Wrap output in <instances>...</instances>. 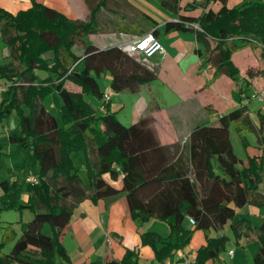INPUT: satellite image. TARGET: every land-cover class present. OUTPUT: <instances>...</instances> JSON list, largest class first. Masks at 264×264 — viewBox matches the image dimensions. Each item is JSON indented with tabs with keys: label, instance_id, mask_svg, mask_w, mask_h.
Segmentation results:
<instances>
[{
	"label": "trees",
	"instance_id": "16d2710c",
	"mask_svg": "<svg viewBox=\"0 0 264 264\" xmlns=\"http://www.w3.org/2000/svg\"><path fill=\"white\" fill-rule=\"evenodd\" d=\"M107 2L97 0L88 21L69 18L39 2L15 13L0 7L1 36L9 51L7 63L0 65V78L7 86L0 99V120L15 107L24 106L18 129L9 133V140L31 149L22 180L0 181V205L26 206L33 212L22 223L19 235L13 226L5 228L0 264H72L60 235L85 198L97 201L125 194L133 217L165 220L170 226L167 236L155 231L140 235L142 244H149L155 252L154 264L173 260L196 228L206 236V244L195 256L197 264L219 260L229 237H212L210 229L228 223L252 227L246 219L235 220L236 208L264 204V195L258 191L262 157H250L246 167H239L241 160L230 138V124L244 116L245 105L220 114L218 124L195 125L180 151L176 142H160L151 112L126 125L110 109V100L103 96L106 90L99 83L102 76L110 75L108 88L114 92H137L156 78V72L119 44L102 48L88 39L99 30L97 12ZM161 2L178 14L176 20L165 23L166 30H193L206 60L216 64L214 76L227 70L235 78L228 65L238 49L249 47L264 57V0H241L233 6L227 0H205L198 4L200 12L184 7L181 0ZM195 22L200 29L190 26ZM196 52L201 54V48ZM38 67L48 74L41 77ZM68 80L81 90H70ZM53 91L62 100L60 118L44 102ZM89 95L97 97L99 104H93ZM259 141L264 146V137ZM31 157L40 164L35 175L30 172ZM81 164L88 183L81 175ZM107 175L120 182L108 181ZM24 191L28 197L21 202ZM187 216L194 218V229L183 225ZM45 223L51 233L43 232ZM256 231L260 249L253 264H264V221ZM7 242L12 247L3 252L1 247ZM121 263L138 264V251L127 249Z\"/></svg>",
	"mask_w": 264,
	"mask_h": 264
},
{
	"label": "crops",
	"instance_id": "0c3cea01",
	"mask_svg": "<svg viewBox=\"0 0 264 264\" xmlns=\"http://www.w3.org/2000/svg\"><path fill=\"white\" fill-rule=\"evenodd\" d=\"M203 1L205 0H181V3L184 7L193 9L194 12H200L201 8L198 4ZM34 2L51 6L69 18L88 21L91 16V7L97 3V0H0V7L15 13L30 7ZM109 2L113 7V10L109 8L110 11L107 9ZM240 2L241 0H227L229 6ZM219 6L220 4L217 3L216 7ZM137 10L148 17L145 25L138 24L132 19L123 6L117 7L115 0H108L106 6L101 7L97 12L98 25L102 13L101 20L110 23L109 26L114 30L105 33L103 27L99 25V30L89 34L88 39L103 48L132 41L141 34L155 30V35L164 47L166 56L162 59L159 52H154L146 59L144 55L142 58L147 66L156 72V78L153 81L162 77L172 87L176 102L166 106L161 104L156 91L151 88L150 84L153 81L142 85L137 92H114L110 101L115 94L140 93L131 123L136 122L144 113L151 112L155 118L154 123L160 142L162 144L176 142L179 151L180 144L183 145L186 142L195 125L218 124L220 114L239 105H245L244 116L236 124L233 122L230 124L233 148L241 160L238 166L246 167L250 157L259 156L262 157L264 166V146L259 141L261 137H264V73L262 71L264 57L259 56L257 51L249 47L238 49L232 54L228 65V69L235 78L229 76L227 70L214 76L216 64L213 59L206 60L205 50L197 42L193 30H166L165 23L168 20H176L178 14L170 11L167 18L158 20L146 11ZM114 14H116L115 18ZM117 15L120 17L119 20ZM94 35H100V37L93 39ZM196 48H201L202 53L198 54ZM154 55L159 57V61L156 59L151 64L147 63L148 58ZM8 59L9 51L0 31V65L7 63ZM104 76L108 80L107 89L110 75ZM0 85H6L4 78H0ZM146 86L148 89L143 91L142 89ZM78 88L81 90L80 86ZM3 93L5 94V91L0 93V98ZM47 98L48 96L44 102L49 109L52 104L51 102L47 104ZM173 106L177 107L175 112L172 111ZM166 107L169 113L165 111ZM110 109L116 110L119 118L120 109H114L111 106ZM119 120L121 121L120 118ZM232 129L238 133L242 148L236 146ZM80 167L83 171V164ZM106 179L112 183L120 182V179L113 180L109 175ZM262 187H264V169L258 188V191L264 195ZM263 210L264 204L258 206L252 203L236 208L235 220L246 219L252 227H243V224L231 227V223L222 227H212L210 236L226 234L229 237L227 246L231 262L220 255L219 260L208 259L205 264H253V258L260 249L256 229L264 221V213L261 212ZM254 216L257 217L256 222L253 220ZM31 218L32 214L28 220ZM183 225L194 229L189 216L184 219ZM143 231H155L167 236L170 226L165 220L154 216L144 220L133 217L126 195L120 194L115 197L99 198L97 201L91 198L82 200L75 207L70 222L63 228L60 239L72 264H107L112 260L117 261L116 264H122L121 260L127 249L138 251V264H154L153 248L141 242L140 235ZM205 244L204 230L196 228L188 245L177 251L173 260H166L164 264H184V258L195 257L197 250Z\"/></svg>",
	"mask_w": 264,
	"mask_h": 264
},
{
	"label": "rangeland",
	"instance_id": "374dc122",
	"mask_svg": "<svg viewBox=\"0 0 264 264\" xmlns=\"http://www.w3.org/2000/svg\"><path fill=\"white\" fill-rule=\"evenodd\" d=\"M112 1V0H110ZM110 3V4H109ZM107 5V9L109 10L112 9L113 7L110 6L112 3L109 2ZM115 3L117 7H122L126 11V13L134 19L138 24L145 25L148 17L144 15L143 12L137 10H143L151 14L154 18L158 20H164L170 15V10L166 9L164 5L162 4L161 0H115ZM110 11V10H109ZM122 11V10H120ZM103 17V14H100L99 17V25L103 27V31L107 33L108 31L114 30L111 28L107 21H102L101 18ZM116 17V14H114V18ZM118 19H120L119 15H117ZM148 22V21H147ZM100 35H94V38H98ZM46 55H51V52H47ZM135 56H137L139 59H142L143 53L141 52H135ZM149 60L147 63L151 64L153 60L158 59L156 55L151 56L148 58ZM37 73L41 76L44 77L48 72L43 70L42 68H37ZM67 87L74 91V92H79L78 86L75 82L68 80L67 82ZM100 87L101 89H106V86L108 85V80L106 79L105 76H102L99 79ZM151 88L156 91V96L158 97L159 102L162 104L166 105H171L176 102V97L174 96L172 92V87L168 85L164 81L162 77H159L157 80L151 82ZM148 88L147 86L142 89L143 91H146ZM4 93L1 95V98L4 97ZM141 94L139 93H133V94H128V93H121V94H115L113 96L112 101H110V106L111 108L114 109H120L119 110V118L121 119L122 122L129 124L131 123L133 113L135 111V104L137 99L139 98ZM145 95V94H144ZM0 98V99H1ZM147 98V97H146ZM50 100V101H49ZM89 100L93 104H99V100L97 97L94 95L89 96ZM47 104L51 102L52 107L49 109L51 112H53L58 118L61 116V98L58 95L56 91L50 92L48 95V98L46 99ZM120 106H122L120 108ZM167 108V109H166ZM165 108V111L169 113L168 107ZM176 106H173V112L176 111ZM20 110H26L24 106L17 108L15 107L12 112L5 118H2L0 120V181L2 179H10V180H18L21 181L23 177V168L26 160L30 157L31 155V149L30 148H23L21 147L17 142H11L9 140V133L12 131H15L18 129V124H19V119L21 117ZM102 110L104 108L102 107ZM232 136L234 141L236 142V146H240L242 148V144L240 142V137L237 132L232 129ZM77 161V160H75ZM30 172L31 174L35 175L39 173L40 170V164L39 161L31 157V162H30ZM81 175L84 178L85 182L88 183V176L87 172L84 168L80 169ZM264 189V187H262ZM3 193V189L0 185V195ZM27 192H23L20 201L21 202H26L27 200ZM264 213V210L261 211ZM33 212L26 206L22 207V209L14 208V207H1L0 205V241L3 236V232L5 231V228L9 225L13 226L14 230L17 232V235L20 234L22 223L24 221H27L30 218V215ZM253 220L256 222L257 217L254 216ZM42 230L45 233H51V226L48 223H45L42 226ZM12 242H7L5 243L2 247L1 250L3 252H8L11 247H12ZM229 247L226 246L225 250L221 253V255L228 261L231 262L230 255L228 254ZM253 258V257H252ZM10 264H21L18 262H12Z\"/></svg>",
	"mask_w": 264,
	"mask_h": 264
},
{
	"label": "built area",
	"instance_id": "2783aa9c",
	"mask_svg": "<svg viewBox=\"0 0 264 264\" xmlns=\"http://www.w3.org/2000/svg\"><path fill=\"white\" fill-rule=\"evenodd\" d=\"M190 26L194 28H199L198 23H190ZM119 45L129 53L141 52L145 56V59L152 55L154 52H159L161 58L163 59L166 56V51L162 44L159 42L158 38L154 34L153 30L149 31L143 35H140L134 38L132 41L121 42ZM7 90V86L0 85V93ZM114 91L111 88H107L104 92V99L110 100ZM32 179V177H30ZM189 221L194 224L195 220L193 217H189ZM184 264H197L195 257L193 258H184Z\"/></svg>",
	"mask_w": 264,
	"mask_h": 264
}]
</instances>
